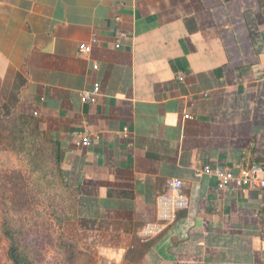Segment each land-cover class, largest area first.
<instances>
[{"label":"crops","instance_id":"0c3cea01","mask_svg":"<svg viewBox=\"0 0 264 264\" xmlns=\"http://www.w3.org/2000/svg\"><path fill=\"white\" fill-rule=\"evenodd\" d=\"M263 68L257 0H0L2 113L35 116L59 145L78 190L60 227L73 264H264L261 191L193 175L264 160ZM94 82L100 94L81 102ZM174 178L187 207L140 236Z\"/></svg>","mask_w":264,"mask_h":264},{"label":"trees","instance_id":"16d2710c","mask_svg":"<svg viewBox=\"0 0 264 264\" xmlns=\"http://www.w3.org/2000/svg\"><path fill=\"white\" fill-rule=\"evenodd\" d=\"M257 2L264 6V0ZM0 153L15 156L26 166L24 170L16 167L0 169V236L7 244V264H37L20 240L24 225H17L15 216L27 218L30 207L40 196L51 201V215L59 230L60 247L75 252L74 242L61 232L60 227L64 220L73 216L78 190L62 179L59 145L45 136L35 116L19 110L5 116L0 107ZM69 255L74 256L72 252Z\"/></svg>","mask_w":264,"mask_h":264},{"label":"built area","instance_id":"2783aa9c","mask_svg":"<svg viewBox=\"0 0 264 264\" xmlns=\"http://www.w3.org/2000/svg\"><path fill=\"white\" fill-rule=\"evenodd\" d=\"M128 36L123 31H116L114 34L115 48L121 46V41ZM98 39L93 37L88 42H82L78 45V53L87 55L92 46L97 44ZM93 69L97 68L93 64ZM264 71V68H263ZM100 94V85L94 82L90 87L83 89L79 93V99L83 103L93 102ZM82 145H89L90 139L87 135L80 137ZM194 177L202 175L215 179V185L218 190L235 191L244 189H257L264 196V160L252 161L246 164L238 163L233 167L211 166L202 162L197 163L193 171ZM185 183L181 179H170L167 182L166 191L160 194L156 200V221L146 225L141 229L139 235L147 238L159 233L163 227L175 219L176 212L187 207L188 198L184 193Z\"/></svg>","mask_w":264,"mask_h":264},{"label":"rangeland","instance_id":"374dc122","mask_svg":"<svg viewBox=\"0 0 264 264\" xmlns=\"http://www.w3.org/2000/svg\"><path fill=\"white\" fill-rule=\"evenodd\" d=\"M0 107H2L1 104ZM2 167H16L21 170L26 168L18 158L6 153H0V169ZM30 185L31 183L29 187ZM38 199L39 201L30 207V214L27 218L15 216V223L24 225L20 234L22 244L28 247L37 264L74 263V256L71 258L69 255L71 252L74 254L73 250L61 248L59 245V230L52 220L51 201L46 200L43 196ZM1 223L2 214L0 213V225ZM6 247V241L0 236V264L8 263Z\"/></svg>","mask_w":264,"mask_h":264}]
</instances>
